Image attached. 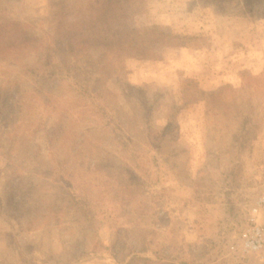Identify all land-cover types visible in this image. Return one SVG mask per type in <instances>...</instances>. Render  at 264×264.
I'll list each match as a JSON object with an SVG mask.
<instances>
[{
  "label": "rangeland",
  "instance_id": "rangeland-1",
  "mask_svg": "<svg viewBox=\"0 0 264 264\" xmlns=\"http://www.w3.org/2000/svg\"><path fill=\"white\" fill-rule=\"evenodd\" d=\"M82 21L139 53L68 40ZM180 106L160 152L145 118ZM250 215L264 229V0H0V264H116L81 258L110 242L132 264H264Z\"/></svg>",
  "mask_w": 264,
  "mask_h": 264
},
{
  "label": "trees",
  "instance_id": "trees-1",
  "mask_svg": "<svg viewBox=\"0 0 264 264\" xmlns=\"http://www.w3.org/2000/svg\"><path fill=\"white\" fill-rule=\"evenodd\" d=\"M118 16L119 15H117V14H108L107 15V17H115L114 18L115 21L118 19ZM113 26H114V24L109 26V30H107V32L109 33L108 35L105 34V32H106L105 25L104 26H100L98 23H91L88 26V24H86L83 21L82 22H78V23H71L70 30H69V25L66 24V27H65L64 31L68 35V33L71 31V28H72V31L74 29H77L75 34H72L71 36H68L69 37L68 40L71 41V40L75 39V41L79 42V44L82 45V46H87V47L90 48V46H92V45L101 44V45L105 46L106 50H109L110 48L116 46L118 49H116L115 51H117V52L120 49V51H122V52L139 53L138 52L139 49H140L139 46H137V45L126 46L127 43L125 42V38H123L118 33V31H113L112 30ZM77 34L79 35V37L75 36ZM23 43H25V42L23 41ZM3 44H6V47L1 48L3 51L6 50V49H10L11 48L10 47V37H7L5 35ZM178 44L179 43H175V45H178ZM170 45H173V44H170ZM121 46H123L124 48L123 49L120 48ZM49 69L54 70V66L51 65L49 67ZM210 94H211V96H213V95L218 94V92H212ZM143 99H144V97H143ZM198 103H200V102H198ZM152 105H153V103H149L148 101H143L142 110L144 112H151L152 111L151 109L153 108ZM172 105L175 106V105H178V103H176V101L172 100ZM178 107H179V105H178ZM160 108L161 107H159L158 109H160ZM187 108H188V106L181 107L180 111H178L177 115H175L176 112H173L171 110V108L168 107V113H167V115H168V126L166 128H164V130H158L155 127H153V125H152V117H153L154 111H153L151 116H148V114H147V116L145 118V121H144V124H143L144 125L143 127H144V133H145V135H146V137L148 139L149 145L152 146V147H156V150H159L161 152L160 143L168 138V135L173 131L175 125H177V124H174V123L177 121L179 112H181V111H183V110H185ZM147 122H149V123H147ZM117 127H118V125H115V126L112 127V129H109V130H111L113 132V136L115 137L116 142L122 143V142L125 141L126 143L130 144V142L132 140L131 141L129 140V138H128L129 136H125V135L120 134L121 132H119ZM156 141H158L159 143H157ZM152 158L155 161H157L159 159V157H155V156H152ZM152 158H150V159H152ZM87 205L89 207V204H87ZM105 245L106 246H105L104 249H105L106 252H109V255H107L105 251L96 252V250L90 249V250H83L82 251L83 253L81 254V258L84 260L85 258L86 259L87 258H92L94 256H104V257H108V258L114 260L116 262V264H132L133 261H131L129 258L141 259V257L139 256L140 255L139 252L131 250L125 255V258H123V259L120 258L119 260H117L118 254L114 250L113 243L110 242V244H105ZM156 255L158 256V252H157ZM145 259H147L150 263L151 262L156 263L150 257L149 258H145ZM158 263L165 264L166 260L161 259V261H158ZM146 264H148V263H146ZM184 264H187V262H184Z\"/></svg>",
  "mask_w": 264,
  "mask_h": 264
},
{
  "label": "built area",
  "instance_id": "built-area-1",
  "mask_svg": "<svg viewBox=\"0 0 264 264\" xmlns=\"http://www.w3.org/2000/svg\"><path fill=\"white\" fill-rule=\"evenodd\" d=\"M258 209H255V212H257ZM248 219L251 221H255V218H252L250 215V218L248 216ZM252 228H250L247 232L243 233V247L247 251L250 250H259L261 248H264V229L258 225H256V221L252 223L254 225Z\"/></svg>",
  "mask_w": 264,
  "mask_h": 264
},
{
  "label": "crops",
  "instance_id": "crops-1",
  "mask_svg": "<svg viewBox=\"0 0 264 264\" xmlns=\"http://www.w3.org/2000/svg\"><path fill=\"white\" fill-rule=\"evenodd\" d=\"M164 76H166V75H164ZM177 76H178V74H177ZM171 79H175V78H174V77H171V78H164L165 81H170ZM214 79H216V78H214ZM204 89L206 90L207 88H204ZM211 89H213V88H208V90H211ZM167 126H168V121H167V122L165 121V123H164L162 129L166 128Z\"/></svg>",
  "mask_w": 264,
  "mask_h": 264
}]
</instances>
